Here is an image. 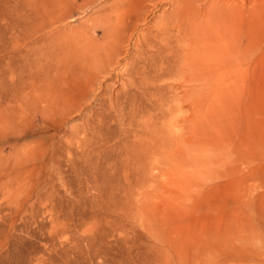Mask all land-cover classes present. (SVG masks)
<instances>
[{"label": "rangeland", "instance_id": "1", "mask_svg": "<svg viewBox=\"0 0 264 264\" xmlns=\"http://www.w3.org/2000/svg\"><path fill=\"white\" fill-rule=\"evenodd\" d=\"M50 2L0 0V264H264V0ZM233 35L251 41L254 76L208 91L161 80L171 111L155 135L172 151L188 136L192 98L224 105L238 123L229 135L255 128V186L246 179L233 196L211 189L224 183L212 175L182 194L154 160L132 171L124 144L138 138L123 118L138 107L136 72Z\"/></svg>", "mask_w": 264, "mask_h": 264}, {"label": "bare ground", "instance_id": "2", "mask_svg": "<svg viewBox=\"0 0 264 264\" xmlns=\"http://www.w3.org/2000/svg\"><path fill=\"white\" fill-rule=\"evenodd\" d=\"M61 2L59 1V3ZM229 38L231 39V37ZM222 39L224 38L222 37ZM234 39L233 35V42H230L231 44L214 43L211 41L212 39H207L206 41L202 40L201 42L203 45H200L194 51L189 52L186 56H184V59H180V61H172L170 55H161L153 58L150 64H146L136 72V76L138 77L137 79L142 80L141 82H138L137 85L135 84L136 80L132 82V84H135L134 86L138 89V107L136 109L132 108V117L130 116L128 119L123 118V122L127 123L130 127H136V132H134L133 136L138 138V140L134 143L124 140V147L129 152L128 167L132 171L136 170L140 165H143L144 161H148L147 159H149V161L154 160L153 162H155L154 164H156V166H164L167 169L166 173L168 179L172 182V184L179 187L177 188L178 190L180 188L185 189L182 194H184L186 190L188 192V189L192 187L199 188L200 185H195L196 182H199V179H204V177H210L211 179L212 175L215 180L218 178L221 180L223 179L224 183L221 182V184H218L219 182H216L217 184H214V182H212L214 185H209L211 186L210 188H221L223 189V193L225 192L224 188H231L233 190L238 189V193H240L242 189L239 188L245 186L246 179L250 182L247 188H253L255 186L256 175L258 176L257 173L259 169L256 165L258 148L253 132L255 128L252 132L251 130H247V137H245V135L244 137L241 135V133L246 131L245 127L241 130V133H238L237 131V133H233L232 136L229 135L234 129L230 130V126L232 125H230L229 122L232 119L229 120L224 105H220L219 107L218 104H211L210 102L201 103L202 100L198 101L197 98H192L189 102V107L193 113L190 119H188V136L181 139L180 144L175 149H172V151L165 152L160 147L159 140L155 135L157 125L160 124V121L164 119V116L171 111V107L169 106L170 101L168 102L169 99H167L163 94V90L166 87L161 83V80L177 78L181 80L182 84L200 83L201 85H206L207 90L205 91H208L212 88L213 90H216L217 88L214 84H216V82L221 80L223 77H226V75H229L233 82L237 81L242 84L248 76H254L253 74L255 73L256 60L254 57L252 58V53L250 51V48H252V45L250 46L251 41H248L247 44H238L239 42L236 44L234 43ZM234 88L232 92L235 93V96L238 98L239 95H242L240 90L241 87L238 85V89L237 86ZM252 90L248 94V101L250 103V111L254 112L255 107L257 108V106L255 97H253L254 92L252 93ZM233 93H230V99L231 94ZM227 94L229 95V93ZM235 99L236 98L234 97V100ZM217 102L219 103V101ZM118 105L117 101L112 103L114 110H118ZM230 105L231 104L229 103V106ZM231 107L233 106L231 105ZM242 114H244V112H242ZM144 115L146 116L143 120ZM106 118L112 119L109 115H106ZM99 121L101 122L100 126H103L105 119H100ZM236 123L233 124V126L238 124ZM100 129L103 128L101 127ZM127 138L129 137L126 135L124 139ZM151 162L150 165L152 166L153 162ZM242 164H247V167L245 168L247 175H240L242 173H240L241 167L239 169V166ZM218 166L221 167L220 171H218ZM216 167H218V169ZM208 182L210 181L207 180V184H209ZM207 189L209 188L207 187ZM228 190L229 189H227V192ZM229 191L230 193L233 192H231V190ZM187 192L185 194L186 196ZM204 192L207 193L206 190ZM226 193L224 196L228 195ZM234 193L239 195L236 191L233 192V194ZM235 194L233 196H235ZM187 197L186 199H188ZM201 199L203 198L201 197ZM190 202H192V200ZM197 202L199 203V199ZM199 205L201 204L199 203Z\"/></svg>", "mask_w": 264, "mask_h": 264}]
</instances>
